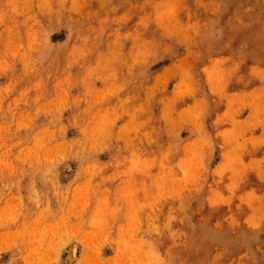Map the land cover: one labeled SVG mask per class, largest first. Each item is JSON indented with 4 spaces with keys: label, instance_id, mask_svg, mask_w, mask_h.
<instances>
[{
    "label": "rangeland",
    "instance_id": "374dc122",
    "mask_svg": "<svg viewBox=\"0 0 264 264\" xmlns=\"http://www.w3.org/2000/svg\"><path fill=\"white\" fill-rule=\"evenodd\" d=\"M263 151L264 0H0V264H264Z\"/></svg>",
    "mask_w": 264,
    "mask_h": 264
},
{
    "label": "crops",
    "instance_id": "0c3cea01",
    "mask_svg": "<svg viewBox=\"0 0 264 264\" xmlns=\"http://www.w3.org/2000/svg\"><path fill=\"white\" fill-rule=\"evenodd\" d=\"M220 116H223V112L221 113V115ZM230 128L229 127H223V128H219L218 130H217V134L219 133V134H223V132H226V131H228ZM247 136V135H246ZM248 137V136H247ZM188 143V142H187ZM224 143V139H222L221 137H220V139H219V144H218V148L220 149V151H221V149H222V144ZM219 151V155H221V153L222 152H220ZM258 157L257 158H263L264 157V151L262 152V153H260L259 155H257ZM255 178V180L256 181H258V179L256 178V177H254Z\"/></svg>",
    "mask_w": 264,
    "mask_h": 264
},
{
    "label": "bare ground",
    "instance_id": "6f19581e",
    "mask_svg": "<svg viewBox=\"0 0 264 264\" xmlns=\"http://www.w3.org/2000/svg\"><path fill=\"white\" fill-rule=\"evenodd\" d=\"M76 255H77V249L76 247H72L71 249H69V252H68V260L72 262L73 260H75Z\"/></svg>",
    "mask_w": 264,
    "mask_h": 264
}]
</instances>
